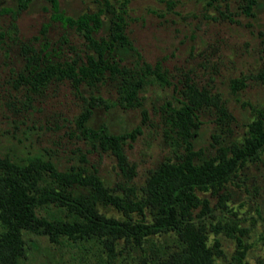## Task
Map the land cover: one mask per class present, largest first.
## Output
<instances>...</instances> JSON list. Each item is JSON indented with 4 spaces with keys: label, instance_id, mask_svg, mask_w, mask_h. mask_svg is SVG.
Returning <instances> with one entry per match:
<instances>
[{
    "label": "rangeland",
    "instance_id": "374dc122",
    "mask_svg": "<svg viewBox=\"0 0 264 264\" xmlns=\"http://www.w3.org/2000/svg\"><path fill=\"white\" fill-rule=\"evenodd\" d=\"M59 1L72 15L96 10L104 2ZM126 18L125 32L134 48L123 61L126 73L152 69L159 61L163 74L139 92L140 103L125 99L111 79L94 87L66 76L32 86L24 75L44 43L58 46L54 60L67 61L84 60L89 46L82 32L51 19L46 0H33L23 8H17L16 0H0V156L41 154L60 168L83 164L96 169L114 192L130 185L141 192L152 168L184 151L182 134L166 120V102L179 105L197 88L232 114L217 119L212 104L200 112L192 142L206 154L241 137L248 121L264 111V0H129ZM104 33L101 29L97 35ZM94 95L107 106L95 105ZM89 105L90 125L105 124L112 132L138 128L122 144L129 169L122 171L111 149L93 146L81 133L78 116ZM199 194L209 205L205 213L201 205L195 208L206 223L207 242L212 245L214 237L220 241L214 264H236L241 245L246 246L247 264H264V154L249 162L225 190ZM101 209L122 215L110 204ZM217 222L223 225L219 232L214 231ZM23 235L28 251L20 264H155L123 238L117 239L111 258L99 239L59 245L45 235ZM157 241L177 242L169 233Z\"/></svg>",
    "mask_w": 264,
    "mask_h": 264
},
{
    "label": "trees",
    "instance_id": "16d2710c",
    "mask_svg": "<svg viewBox=\"0 0 264 264\" xmlns=\"http://www.w3.org/2000/svg\"><path fill=\"white\" fill-rule=\"evenodd\" d=\"M32 1L16 0V6L23 8ZM46 1L51 19L82 32L90 51L84 60H54L52 57L60 53L58 46L44 43L24 75L32 86L43 87L66 76L94 87L111 79L117 81L116 87L124 91L125 99L140 103L139 92L144 86L153 82L154 76L157 80L163 78L159 61L152 69L126 73L123 61L126 53L134 49L125 32L129 0H104L96 10L76 15L66 13L59 0ZM101 29L105 33L97 35ZM92 98L96 99L95 105L107 106L100 95ZM179 102L176 105L168 101L163 108L170 128L182 134L184 151L152 168L141 192L131 185L123 192H114L96 169L83 164L60 168L41 154L20 159L0 156V263L20 264L28 251L23 235L28 231L45 235L59 245L71 244L78 238L99 239L111 258L116 254L117 239L123 238L155 264H214L220 241L213 239L216 252L207 242L206 223L195 208L201 205L205 213L209 205L199 192L225 190L249 162L262 159L264 111L248 121L241 137L219 144L215 153L206 154L195 149L192 142L201 124L200 112L212 104L217 119L233 118L232 114L197 88ZM92 107L84 108L78 116L81 133L93 146L111 149L122 171L129 169L122 144L126 138H134L138 128L112 132L105 124L90 125ZM109 204L122 215H107L101 206ZM213 225L215 232L223 227L219 222ZM167 233L176 236L174 246L157 241ZM241 246L236 264H247L243 259L246 246Z\"/></svg>",
    "mask_w": 264,
    "mask_h": 264
}]
</instances>
